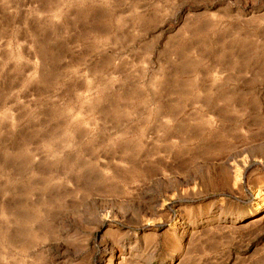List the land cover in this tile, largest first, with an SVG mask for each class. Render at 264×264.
Segmentation results:
<instances>
[{
    "label": "rangeland",
    "instance_id": "rangeland-1",
    "mask_svg": "<svg viewBox=\"0 0 264 264\" xmlns=\"http://www.w3.org/2000/svg\"><path fill=\"white\" fill-rule=\"evenodd\" d=\"M111 253L264 264V0H0V264Z\"/></svg>",
    "mask_w": 264,
    "mask_h": 264
},
{
    "label": "bare ground",
    "instance_id": "bare-ground-1",
    "mask_svg": "<svg viewBox=\"0 0 264 264\" xmlns=\"http://www.w3.org/2000/svg\"><path fill=\"white\" fill-rule=\"evenodd\" d=\"M201 132V131H200ZM200 147V146H199ZM6 192V191H5ZM32 207V206H31ZM32 214V213H31ZM10 216V215H9ZM9 216H7V217H9ZM15 217V216H14ZM19 218V217H18ZM254 220V219H253ZM251 221V220H250ZM249 221V222H250ZM23 222V221H22ZM253 222V221H252ZM251 223V222H250ZM13 226V225H12ZM3 230V229H2ZM20 231V230H19ZM4 234V233H3ZM21 236V235H20ZM18 245V244H17ZM114 254L113 253H111V256H110V258H109V264H112L114 261H113V259H114Z\"/></svg>",
    "mask_w": 264,
    "mask_h": 264
}]
</instances>
